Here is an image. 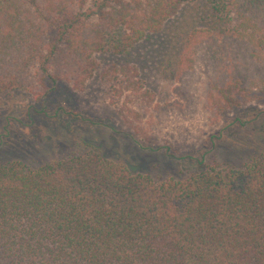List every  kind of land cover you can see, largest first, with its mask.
Listing matches in <instances>:
<instances>
[{
  "label": "trees",
  "instance_id": "obj_1",
  "mask_svg": "<svg viewBox=\"0 0 264 264\" xmlns=\"http://www.w3.org/2000/svg\"><path fill=\"white\" fill-rule=\"evenodd\" d=\"M187 4L179 96L216 115L263 100L264 0H0V94L90 78ZM0 264H264V153L163 181L93 149L0 163Z\"/></svg>",
  "mask_w": 264,
  "mask_h": 264
},
{
  "label": "rangeland",
  "instance_id": "obj_2",
  "mask_svg": "<svg viewBox=\"0 0 264 264\" xmlns=\"http://www.w3.org/2000/svg\"><path fill=\"white\" fill-rule=\"evenodd\" d=\"M194 15L193 5L182 6L129 55L95 56L92 77L81 80L84 72L75 69L79 78L61 80L48 95L1 93L0 163L36 167L93 149L163 181L184 180L207 166L240 167L264 153V99L216 115L202 100L177 93L175 70L186 34L197 24ZM128 66L138 71L129 89L123 74L112 72Z\"/></svg>",
  "mask_w": 264,
  "mask_h": 264
}]
</instances>
